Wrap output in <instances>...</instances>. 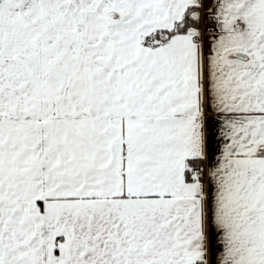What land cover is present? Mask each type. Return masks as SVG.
Segmentation results:
<instances>
[{
  "label": "snow or ice",
  "instance_id": "1",
  "mask_svg": "<svg viewBox=\"0 0 264 264\" xmlns=\"http://www.w3.org/2000/svg\"><path fill=\"white\" fill-rule=\"evenodd\" d=\"M0 264H264V0H0Z\"/></svg>",
  "mask_w": 264,
  "mask_h": 264
}]
</instances>
